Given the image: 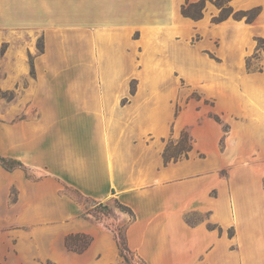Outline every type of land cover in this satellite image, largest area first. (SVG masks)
Masks as SVG:
<instances>
[{
  "label": "rangeland",
  "instance_id": "374dc122",
  "mask_svg": "<svg viewBox=\"0 0 264 264\" xmlns=\"http://www.w3.org/2000/svg\"><path fill=\"white\" fill-rule=\"evenodd\" d=\"M154 1L155 8L153 0H129L128 10H114L117 18L110 23L104 19L108 11L95 12L90 9L93 2L83 0L82 5L90 6H82L80 24L65 27L59 36L52 33L49 44L41 27L7 35L9 41L0 43V137L6 141L18 129L30 134L41 122V108L33 104L37 96L31 89L37 79L32 64L40 53L61 52L66 62L73 58L75 66L116 69L118 74L98 75L97 82L117 84L118 90L105 93L109 104L122 97L120 114L127 119L128 134H156L146 143L164 150L169 141L177 142L182 132L187 133L193 145L189 160L194 158L208 168L200 198L231 202L228 210L242 221L239 231H231L237 235L236 243L243 247L254 242L260 248L264 246V61L262 72H248L245 59L254 53V38L262 37L261 31L253 28L251 34L245 28L213 23V5L203 20L195 22L181 15L183 1ZM241 21L246 23L245 18ZM25 50L31 70L25 76L15 75L16 84L5 89L14 78L8 71L18 62L9 59L11 51L17 57ZM6 158L11 160L9 168L21 163ZM62 192L66 193L64 188ZM69 194L82 206L80 219L88 230L71 234L89 238L87 249L80 254L65 246L66 233L76 229L71 227L73 220L22 224L20 217L0 211L4 215L0 218V264H79L93 245L90 232L101 240L103 252L96 256L100 261L105 257L109 264H145L127 245L130 214L123 217L126 212L115 201L99 204L75 192ZM17 195L13 187L10 199ZM186 218L193 224L206 222L210 212ZM110 237L112 247L106 244ZM122 247L128 249L126 260ZM61 253L71 261L64 256L60 260Z\"/></svg>",
  "mask_w": 264,
  "mask_h": 264
},
{
  "label": "crops",
  "instance_id": "0c3cea01",
  "mask_svg": "<svg viewBox=\"0 0 264 264\" xmlns=\"http://www.w3.org/2000/svg\"><path fill=\"white\" fill-rule=\"evenodd\" d=\"M82 1L0 0V43H7L6 36L12 37L13 32L41 27L49 44L52 33L59 36L58 31L80 24L82 6H90ZM103 1L88 3L93 2L90 9L95 12L108 11L104 19L110 23L117 18L114 10H128L129 0ZM151 5L155 8L154 0ZM209 5L217 16L220 10L208 2L206 11ZM230 5L235 11L259 7L260 13L251 25L233 18L219 25L245 28L251 34L257 28L264 38V0H232ZM28 55L25 50L13 57L11 51L9 59L18 62L8 71L14 78L5 89L13 88L16 77L31 70ZM65 60L61 52L52 50L35 57L37 79L31 89L37 96L33 104L41 108V122L30 134L18 129L6 141L0 137V154L20 161L28 170L26 175L23 169L10 172L0 166V211L20 217L22 224L73 220L71 227L76 229L66 236L88 231L80 219L82 206L66 194L67 186L99 204L118 200L130 208L134 217L127 225V245L146 264H258V260L264 264V246L250 242L242 247L236 243L237 235L227 234L228 229L239 231L242 224L239 215L228 210L231 202L200 198L206 166L194 158L165 166L164 150L146 143L156 134H128L127 119L120 114L122 97L109 104L105 93L118 90L117 84L97 82L98 75L119 71L71 65V57ZM13 187L18 191L15 200L10 199ZM204 212H210L209 221H187L188 214ZM90 233L93 245L78 263L109 264L107 258L96 257L103 252L101 240L96 232ZM106 244L112 247V237ZM63 256L68 258L61 253L60 260Z\"/></svg>",
  "mask_w": 264,
  "mask_h": 264
},
{
  "label": "trees",
  "instance_id": "16d2710c",
  "mask_svg": "<svg viewBox=\"0 0 264 264\" xmlns=\"http://www.w3.org/2000/svg\"><path fill=\"white\" fill-rule=\"evenodd\" d=\"M183 4L181 5V15L185 18H188L192 21H200L204 18V14L206 11L207 3L212 2L219 10V14L214 16L212 22L215 24H220L226 21L229 18H233L236 21H241L242 19H246V23L252 24L260 13V8H254L247 11H235L233 7L230 5L232 0H199L196 2H192L191 0H182ZM256 46L254 49V53L245 59V68L248 72H262L263 67L261 65V61H264V38L263 37H255ZM212 58V56L210 55ZM34 65L32 64V75H34ZM193 150L192 140L190 136L182 132L180 134L177 142L169 141L166 145L162 157L164 161V165L167 166L170 163L179 162L182 159H188L189 154ZM0 163L7 171H13L15 169H23L28 174L27 168H25L21 163L17 164V167L9 168L7 166L8 163H11V160L6 157H0ZM68 195L71 192H75L77 195L81 196V194L73 190L69 187H65ZM66 193V194H67ZM15 200V199H13ZM116 206L123 212H127L132 217H134L133 211L121 204L118 200L115 201ZM211 229H215V226H209ZM229 230V236H233V233ZM220 234L222 233V229L219 228ZM87 238L83 234H74L68 235L65 238V246L68 250H73L77 253H83L87 247L89 246L90 239L87 241ZM82 241V243H80ZM75 245V247H74ZM128 251L126 247L121 248L122 256H124V252ZM126 260V256H124ZM146 264V263H145Z\"/></svg>",
  "mask_w": 264,
  "mask_h": 264
},
{
  "label": "bare ground",
  "instance_id": "6f19581e",
  "mask_svg": "<svg viewBox=\"0 0 264 264\" xmlns=\"http://www.w3.org/2000/svg\"><path fill=\"white\" fill-rule=\"evenodd\" d=\"M34 38V37H33Z\"/></svg>",
  "mask_w": 264,
  "mask_h": 264
}]
</instances>
